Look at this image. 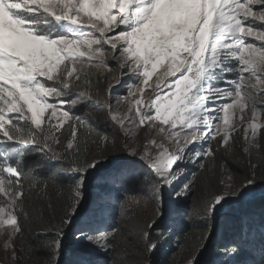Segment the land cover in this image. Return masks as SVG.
Segmentation results:
<instances>
[{
  "label": "snow or ice",
  "instance_id": "6c2138e0",
  "mask_svg": "<svg viewBox=\"0 0 264 264\" xmlns=\"http://www.w3.org/2000/svg\"><path fill=\"white\" fill-rule=\"evenodd\" d=\"M206 160L217 186L185 264L210 247L219 264H264V212L215 224L264 185V0H0V264H119L113 209L136 192L151 214L127 236L132 259L157 264ZM65 175L58 223L34 230L30 201Z\"/></svg>",
  "mask_w": 264,
  "mask_h": 264
},
{
  "label": "rangeland",
  "instance_id": "374dc122",
  "mask_svg": "<svg viewBox=\"0 0 264 264\" xmlns=\"http://www.w3.org/2000/svg\"><path fill=\"white\" fill-rule=\"evenodd\" d=\"M98 127L96 130H98ZM96 130L93 131V135L96 134ZM83 134L84 132H82ZM100 134L102 135L103 132ZM108 154L112 157L111 163L113 165L120 162L119 157L122 155L121 153L110 151ZM205 163L209 165L207 171L197 170L195 165H189V172L195 171V186L188 198L184 199L179 205L181 214L173 216L164 222L165 226L168 227V232L166 233L167 242L163 243L162 250L158 254L157 264H185L186 258L191 253L200 252L197 245L202 244L201 237L204 235V227L198 214V202L204 196L214 191L217 186L216 170L211 167L210 160H206ZM219 163V158H217V165ZM231 168V174L238 184L243 178V171L241 170L243 165L239 161L233 160ZM48 184L49 186L46 191L38 192L39 198H34L30 201L32 220L29 223L36 231H42L44 227L58 223V219L54 220L53 217H58L61 203L67 199L69 189L72 186L67 175L61 177L59 181H49ZM100 184L101 181L96 179L89 185L87 190L89 199L94 198L100 191ZM248 193L243 197L234 198L233 203L221 209V212L230 209L236 212L220 214L219 218L215 221L218 233L222 231L223 222L239 223L242 218L247 216H251L257 220L260 214L258 212L254 213L251 205L254 202H257L259 205L264 204V185L257 187L254 193L250 192L249 196ZM257 195L263 196L254 198ZM246 196L251 198L247 200ZM165 199L167 201V195ZM125 206L130 210L128 214L123 212ZM166 207L174 209L177 205L172 204L171 201H167ZM85 208H87V205H85ZM113 214L121 229L117 235V250L121 253L119 264H135V261L132 259L133 255H135V250L127 239V236L130 234L132 225L137 222L142 223L144 219L143 215L137 214L150 215L151 207L147 203L146 197L142 193L136 192L129 195L120 205L115 206ZM124 229H129V232H125ZM214 253L215 248L212 247L204 251L200 256V264H210V261L215 256ZM73 258V253L71 248H69L65 259L72 260ZM32 259L39 261L44 259V257L34 255ZM109 264H116V262L109 261ZM215 264H219V260Z\"/></svg>",
  "mask_w": 264,
  "mask_h": 264
},
{
  "label": "trees",
  "instance_id": "16d2710c",
  "mask_svg": "<svg viewBox=\"0 0 264 264\" xmlns=\"http://www.w3.org/2000/svg\"><path fill=\"white\" fill-rule=\"evenodd\" d=\"M252 209H253V212L255 213V212H258L260 215H259V217L257 218V220H256V222L257 223H259V221H260V218H261V213L262 212H264V204H262V205H259V204H257V202H254V203H252ZM231 213V212H230ZM238 223H227V222H223L222 223V231H221V233H223V232H225V231H228L229 233H231V231L235 228V226L237 225ZM72 251V250H71ZM216 251V250H215ZM257 256H258V253L256 254ZM105 258H100V262H101V264H103V260H104ZM156 260H158V256L155 258ZM221 258H219V257H216V256H214L213 258H212V261H210V262H213V261H215V263L217 262V260H220ZM248 259H250L247 255H245L244 257H243V260H248ZM209 262V261H208Z\"/></svg>",
  "mask_w": 264,
  "mask_h": 264
},
{
  "label": "water",
  "instance_id": "95a60500",
  "mask_svg": "<svg viewBox=\"0 0 264 264\" xmlns=\"http://www.w3.org/2000/svg\"><path fill=\"white\" fill-rule=\"evenodd\" d=\"M249 195H250V192L248 193V196H249ZM248 196H246V199H247V200L251 198V197L249 198ZM261 196H263V195H259V196L257 195V196H254V198H256V197H261ZM251 200H252V199H251ZM251 200H250V201H251ZM229 212H236V211H233V210L230 209V210H228V211L221 212V214L229 213Z\"/></svg>",
  "mask_w": 264,
  "mask_h": 264
}]
</instances>
